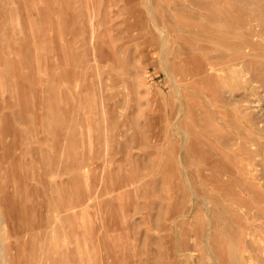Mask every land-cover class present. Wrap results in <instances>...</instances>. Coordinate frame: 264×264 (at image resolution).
Here are the masks:
<instances>
[{
    "label": "rangeland",
    "instance_id": "rangeland-1",
    "mask_svg": "<svg viewBox=\"0 0 264 264\" xmlns=\"http://www.w3.org/2000/svg\"><path fill=\"white\" fill-rule=\"evenodd\" d=\"M0 264H264V0H0Z\"/></svg>",
    "mask_w": 264,
    "mask_h": 264
},
{
    "label": "bare ground",
    "instance_id": "bare-ground-1",
    "mask_svg": "<svg viewBox=\"0 0 264 264\" xmlns=\"http://www.w3.org/2000/svg\"><path fill=\"white\" fill-rule=\"evenodd\" d=\"M219 53H220V52H219ZM219 53H218V54H219ZM222 54H223V53H222ZM220 56H221V55H220ZM227 57L229 58V56H227ZM227 57H226V55H225V58H227ZM223 58H224V56H223ZM223 60H225V59H223ZM226 62H227V61H226ZM226 62H225V63H226ZM238 73H239V72H238ZM234 75H235V74H234ZM219 76H221V74H220ZM221 77H222V76H221ZM229 78H230V77H229ZM220 79H221V78H220ZM230 79H231V78H230ZM239 79H240V78H239ZM240 81H241V80H240ZM236 82H237V81H236ZM231 83H232V81H231ZM214 104H215V103H214Z\"/></svg>",
    "mask_w": 264,
    "mask_h": 264
}]
</instances>
